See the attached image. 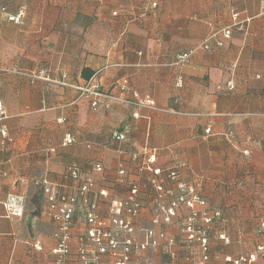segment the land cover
Returning a JSON list of instances; mask_svg holds the SVG:
<instances>
[{
	"label": "crops",
	"instance_id": "obj_1",
	"mask_svg": "<svg viewBox=\"0 0 264 264\" xmlns=\"http://www.w3.org/2000/svg\"><path fill=\"white\" fill-rule=\"evenodd\" d=\"M232 10L245 28L219 47L210 35ZM17 14V22L7 17ZM183 51H190L187 61L176 64ZM92 83L125 99L148 96L162 110L108 100L93 110ZM0 101V128L7 134L0 135V264H51L55 226L43 212L39 181H61L71 162L83 172L100 162L95 188L109 198L126 197L134 183L142 227L152 225L158 205L151 169L179 163L177 181L194 186L220 211L208 229L206 264H225L223 255L262 244L264 234L256 229L264 218V0H0ZM115 132L124 138L115 139ZM68 133L75 141L62 146ZM151 155L155 161L148 163ZM120 167L123 182L116 180ZM247 169L258 182L246 180L236 190ZM160 174L163 187L176 190ZM9 194L25 196L22 217L7 214ZM169 200L164 195L159 202ZM180 219L154 227L176 238L183 264L197 263L198 255L184 259ZM160 250L148 249L135 262L151 252L147 257L160 264L166 258Z\"/></svg>",
	"mask_w": 264,
	"mask_h": 264
},
{
	"label": "built area",
	"instance_id": "obj_2",
	"mask_svg": "<svg viewBox=\"0 0 264 264\" xmlns=\"http://www.w3.org/2000/svg\"><path fill=\"white\" fill-rule=\"evenodd\" d=\"M156 2L152 3V7ZM240 14L233 11L226 25L217 31H213L210 38L214 37L215 44L222 46L233 30H244L245 19H240ZM10 20L19 21L20 15H8ZM220 33L221 39L216 38ZM202 47L209 49L208 41L204 40ZM190 51L176 55V64L187 61ZM9 70V69H8ZM5 69V71H8ZM19 75H32L31 73L15 70ZM34 76V75H32ZM92 79L89 80V82ZM91 83V82H90ZM229 88L233 87L231 82L227 83ZM175 86H182V79L177 76ZM92 99L90 106L93 110L103 104L101 100L118 101L124 104H131L136 107L145 106L152 110H162L155 107L154 102L148 96L141 100L125 99L118 95L103 91L95 84H91ZM176 114L200 115L190 111H173ZM4 107L0 101V118L4 116ZM205 133H209V126H206ZM233 134L229 130L227 136ZM0 135L6 139L7 134L4 128H0ZM113 137L117 140L124 138L123 132H115ZM75 140L71 133L65 134L61 145L65 146ZM88 146V144H87ZM148 163L155 161L154 155L149 156ZM179 163L172 168L164 169L157 167L151 169L154 176L150 179L157 195V207L154 211L152 225L140 226V214L142 204L137 196L138 188L134 183L130 184L129 193L124 198H109V192L104 188H95L96 181L94 173L102 171L101 163H94L88 172L81 171L76 162H71L65 168L61 181H52L46 176H42L39 181L40 191L44 197L43 212L52 221L55 228L52 237L55 244L50 249L52 256L51 264H137L135 258L140 253L148 249H162L167 257L164 264H183L178 259V253L174 249L177 240L165 228H155V224L162 222L170 224L173 218L179 216V231L182 233L183 246L188 250V256L184 259L190 260L198 255V262L190 264H206L209 259V239L208 229L213 219L220 217L219 209L209 207L208 202L201 197L194 186L183 184L177 181ZM164 172L167 180L173 182L174 188H164L162 183ZM116 180L123 182L126 178V171L120 167L117 170ZM5 171L0 164V176ZM164 195H168V204L159 202ZM25 196L22 194L7 195L3 206L9 216L22 217L24 213ZM187 209L185 216H180V208ZM77 230L73 233V230ZM258 235L264 234V218L259 220L257 226ZM218 238L224 242L229 239L219 233ZM35 249H40L37 242L34 243ZM222 260L225 264H264V240L262 244L256 246L253 251L239 253L233 256L223 255Z\"/></svg>",
	"mask_w": 264,
	"mask_h": 264
},
{
	"label": "trees",
	"instance_id": "obj_3",
	"mask_svg": "<svg viewBox=\"0 0 264 264\" xmlns=\"http://www.w3.org/2000/svg\"><path fill=\"white\" fill-rule=\"evenodd\" d=\"M184 52V51H183ZM183 52H181V53H183ZM185 52H187V51H185ZM178 54H180V53H178ZM87 77V76H86ZM75 141V140H74ZM256 175H255V173L254 172H252V171H250V169L248 170H246L245 171V173H244V175H241L240 177H238V179L234 182V188L236 189V190H241L242 189V186H241V184L243 185L244 183H245V181L246 180H253L254 182H258V180L256 179V177H255ZM237 184H239L240 186L238 187V186H236Z\"/></svg>",
	"mask_w": 264,
	"mask_h": 264
},
{
	"label": "rangeland",
	"instance_id": "obj_4",
	"mask_svg": "<svg viewBox=\"0 0 264 264\" xmlns=\"http://www.w3.org/2000/svg\"><path fill=\"white\" fill-rule=\"evenodd\" d=\"M160 252L162 253L161 256L166 255V254H164L163 250H160ZM148 253H151V252H148ZM148 253L146 254L145 257L141 256V259H140L141 264H157V262H154L153 260H151V258H150L151 256H149V258L147 257ZM161 258H162V260L160 261L161 262L160 264H164L167 262V257L165 258V260H164L163 256Z\"/></svg>",
	"mask_w": 264,
	"mask_h": 264
}]
</instances>
